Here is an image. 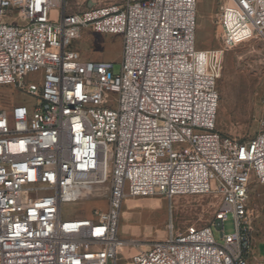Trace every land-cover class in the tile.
<instances>
[{
  "label": "built area",
  "instance_id": "built-area-1",
  "mask_svg": "<svg viewBox=\"0 0 264 264\" xmlns=\"http://www.w3.org/2000/svg\"><path fill=\"white\" fill-rule=\"evenodd\" d=\"M77 1L0 0V88L17 100L0 97V264H118L126 200L211 194L222 242L211 225L171 226L131 264H249L264 115L247 141L223 134L218 82L230 48L264 43V0H219L221 45L206 50L198 0ZM85 29L122 37L120 74L74 48ZM87 200L106 205L65 213Z\"/></svg>",
  "mask_w": 264,
  "mask_h": 264
},
{
  "label": "rangeland",
  "instance_id": "rangeland-1",
  "mask_svg": "<svg viewBox=\"0 0 264 264\" xmlns=\"http://www.w3.org/2000/svg\"><path fill=\"white\" fill-rule=\"evenodd\" d=\"M96 6L124 4L126 0H93ZM77 10L89 7L88 1H77ZM74 3V2H73ZM219 2L198 0L196 45L198 49L218 48L221 45L220 31L215 25V11ZM122 37L99 34L90 29L80 33L74 42V48L83 57L95 62L111 61L115 64V74L121 72ZM36 75L27 78L29 83H37ZM1 101L9 108L17 103L12 98L14 87L3 86ZM220 104L218 111V129L225 135L247 141L260 129V120L264 115V43L257 38L235 44L225 53L223 70L218 82ZM18 94V93H17ZM250 206L254 212L253 245L250 257L255 260L264 258V185L254 182L250 190ZM220 199L216 195H179L172 198L152 196L128 200L123 208L119 229V251L121 261L118 264H131V257L153 242L165 240L174 227L175 233L184 232L188 226L211 225L216 239L222 242L220 232L212 223ZM80 203V202H79ZM66 206L65 213L70 216H86L95 208L105 207L101 200H87L82 204ZM226 234L234 232L230 217L225 223ZM257 264H263L258 262Z\"/></svg>",
  "mask_w": 264,
  "mask_h": 264
},
{
  "label": "crops",
  "instance_id": "crops-1",
  "mask_svg": "<svg viewBox=\"0 0 264 264\" xmlns=\"http://www.w3.org/2000/svg\"><path fill=\"white\" fill-rule=\"evenodd\" d=\"M211 2H212V4L214 5V4L218 3L219 0H211ZM216 13H217V10L215 11V14H216ZM128 200H130V199H128ZM128 200H126L124 206L127 204ZM122 214H123V213H122ZM121 219H122V218H121ZM120 223H121V222H120ZM119 254H121L120 251H119ZM258 262H261V263L264 264V258H261V259H257V258H256L255 260H253V259L250 257V259H249V264H257Z\"/></svg>",
  "mask_w": 264,
  "mask_h": 264
},
{
  "label": "bare ground",
  "instance_id": "bare-ground-1",
  "mask_svg": "<svg viewBox=\"0 0 264 264\" xmlns=\"http://www.w3.org/2000/svg\"><path fill=\"white\" fill-rule=\"evenodd\" d=\"M83 202H80L79 204H82Z\"/></svg>",
  "mask_w": 264,
  "mask_h": 264
}]
</instances>
